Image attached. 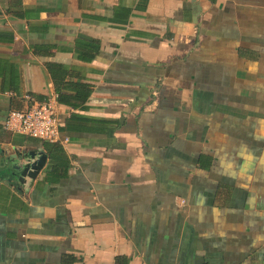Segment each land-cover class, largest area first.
I'll list each match as a JSON object with an SVG mask.
<instances>
[{
  "label": "crops",
  "instance_id": "crops-1",
  "mask_svg": "<svg viewBox=\"0 0 264 264\" xmlns=\"http://www.w3.org/2000/svg\"><path fill=\"white\" fill-rule=\"evenodd\" d=\"M117 257L264 264V0H0V264Z\"/></svg>",
  "mask_w": 264,
  "mask_h": 264
},
{
  "label": "built area",
  "instance_id": "built-area-1",
  "mask_svg": "<svg viewBox=\"0 0 264 264\" xmlns=\"http://www.w3.org/2000/svg\"><path fill=\"white\" fill-rule=\"evenodd\" d=\"M56 94L43 100H35L29 95L25 98L30 105L24 110L12 109L8 112L4 128L51 143L67 140L59 128Z\"/></svg>",
  "mask_w": 264,
  "mask_h": 264
},
{
  "label": "water",
  "instance_id": "water-1",
  "mask_svg": "<svg viewBox=\"0 0 264 264\" xmlns=\"http://www.w3.org/2000/svg\"><path fill=\"white\" fill-rule=\"evenodd\" d=\"M18 160H19V163L15 164L13 167L16 170H20L21 176H24L26 173L28 176H31L32 175L31 173L34 170L38 169V165H40L42 163V160L31 161V158L30 157L28 158L27 155H25V156L20 155Z\"/></svg>",
  "mask_w": 264,
  "mask_h": 264
},
{
  "label": "trees",
  "instance_id": "trees-1",
  "mask_svg": "<svg viewBox=\"0 0 264 264\" xmlns=\"http://www.w3.org/2000/svg\"><path fill=\"white\" fill-rule=\"evenodd\" d=\"M56 96H57L56 97L57 102H61L62 99H61L60 93L58 91L56 92ZM86 96H87V94L84 95L82 98L85 99ZM115 264H127V262L124 259H122L121 257H117Z\"/></svg>",
  "mask_w": 264,
  "mask_h": 264
}]
</instances>
